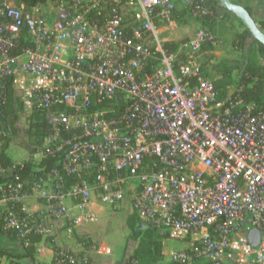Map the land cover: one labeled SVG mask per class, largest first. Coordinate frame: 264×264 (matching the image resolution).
Returning a JSON list of instances; mask_svg holds the SVG:
<instances>
[{"label":"built area","instance_id":"obj_1","mask_svg":"<svg viewBox=\"0 0 264 264\" xmlns=\"http://www.w3.org/2000/svg\"><path fill=\"white\" fill-rule=\"evenodd\" d=\"M175 10V0L0 3V98L11 78L54 160L32 182H0L6 231L29 243L56 221H89L93 201L118 211L129 195L143 225L182 245L169 262L264 264V89L245 102L244 84L219 89L205 76L203 47L221 44L207 28L168 50L158 29L176 25ZM52 264L93 262L59 249Z\"/></svg>","mask_w":264,"mask_h":264},{"label":"trees","instance_id":"obj_2","mask_svg":"<svg viewBox=\"0 0 264 264\" xmlns=\"http://www.w3.org/2000/svg\"><path fill=\"white\" fill-rule=\"evenodd\" d=\"M49 0H17V5H24L27 10L37 7L42 4H46ZM202 2V0H195ZM214 3H218V0H211ZM191 0H188V4ZM192 4V3H191ZM246 9L252 14V8L245 6ZM229 11L222 18H217L215 13L212 12L211 15H205L198 18V21L202 27L211 30L213 33L220 36L225 34L227 31L230 33L229 43L243 52H245L244 58V69L243 74L240 78L239 83L244 84L245 87L242 90V98L245 102H257L261 100L260 91L264 89V44L258 42L251 37L250 31L245 28L243 31H238L234 24L227 25ZM255 20V19H254ZM261 31L264 33V19L255 20ZM240 24H244L240 21ZM251 39L249 44V39ZM247 45L249 49L246 50ZM178 42H168L165 47L170 50H176ZM214 46L207 45L203 47V51L213 49ZM232 75L230 72L225 73L220 79L214 81L215 85L219 89H223L226 85L231 84ZM4 93L0 98V107L4 111L6 117L12 118L11 125L13 133L16 134L17 131L14 128V124L18 119V115L15 108V88L11 78L5 79L4 82ZM44 123L41 121V117L37 114L31 115V121L27 130V133L31 136L35 135L39 146L42 144V133ZM36 149H31V153H35ZM54 160L52 158L43 159L37 170H34L33 162L28 161L24 164H15L12 159L4 152L0 153V168H14V173L19 174L20 178L25 181L32 182L36 177L45 176L47 172L51 169ZM11 178V177H9ZM9 178H3L0 176V182H4ZM74 177H67V184L71 185L75 183ZM139 221L138 217L132 213L128 219V227L131 231L129 238L138 237L139 242L135 247L133 253L128 257L126 262L120 264H159L164 259L163 254V239L166 235L159 230L147 227H139L137 224ZM140 222V221H139ZM0 228L6 231L0 224ZM12 236L16 237L13 232H8ZM43 237L39 235H30L29 244L27 245V253L23 256H32L34 249L32 245L34 243L40 242ZM249 242L252 245H257L260 240V234L257 230L252 229L249 233ZM24 241V240H23ZM53 249L58 251L59 249L53 245ZM4 256L10 257L11 255L0 251V264L1 259ZM175 264V263H167Z\"/></svg>","mask_w":264,"mask_h":264},{"label":"rangeland","instance_id":"obj_3","mask_svg":"<svg viewBox=\"0 0 264 264\" xmlns=\"http://www.w3.org/2000/svg\"><path fill=\"white\" fill-rule=\"evenodd\" d=\"M233 1L236 2L238 0ZM194 2L196 1L191 0L188 4L186 0H175L176 10L174 18L176 25L167 28L161 26L158 29L160 38L165 39L166 43H180L190 39L197 33L199 26L196 22H199V17H195L193 14L192 4ZM203 5H205V3H203ZM205 6L207 7V4ZM209 11L212 12L211 8H209ZM228 19H232V23L238 31H243L245 29V26L240 24V20L233 13L229 12ZM200 28H202V25ZM220 37V45L201 52L200 62L206 77L215 81L220 79L225 73L230 72L232 75L231 84L236 87L243 74L244 58L246 54L229 43L228 40L231 37L229 31ZM251 39L252 38L249 39V44ZM248 49L249 45L246 47V50ZM25 124L23 119L18 126L20 132L11 138L12 142L15 143L14 145L17 147H23L20 142H23L25 147H32L34 145L39 146L36 136H31L27 133L28 127L26 128ZM129 200L130 196L128 195L124 206L118 211L111 210L97 201H93L87 206L85 212L89 216V221L77 225L76 228L73 227L74 225L71 226L73 228L72 235L83 245L84 249L81 253H101L100 250L111 252L115 249L119 251L124 249L122 263L126 262L139 242L138 237L128 239L131 233L128 227V219L132 214ZM137 224L139 227H143L141 222L138 221ZM168 241L171 247H163V253H169L171 249H179L182 246L178 241ZM167 263H170L169 254H164V259L159 264Z\"/></svg>","mask_w":264,"mask_h":264},{"label":"crops","instance_id":"obj_4","mask_svg":"<svg viewBox=\"0 0 264 264\" xmlns=\"http://www.w3.org/2000/svg\"><path fill=\"white\" fill-rule=\"evenodd\" d=\"M52 0H49L46 4L37 6L38 8H45L49 5ZM18 3L17 0H0V3ZM211 11L215 13L217 18H222L226 14V10L220 6V3H214L211 0H202ZM243 6H249L252 8L253 18L255 20L264 19V0H238ZM232 19L227 22L230 26ZM199 28L200 22H196ZM233 24V23H232ZM15 108L18 115V119L14 124L18 134L20 132L19 125L24 119L25 127H29L31 121V112L24 106L23 101L20 97L19 90L15 87ZM12 118L6 117L4 111L0 107V153H6L15 164H24L28 161L33 162L34 170H37L43 160V153L40 146L34 145L32 147L26 146L23 142L20 144L23 147L15 146L11 140L16 134L12 130ZM11 135V136H10ZM31 149H36L35 153H31ZM14 173V168H0V176L3 178H9ZM26 206L31 211H37L41 208L42 202L37 200L34 196L26 197L24 199ZM75 209H73L74 211ZM72 224L67 220H59L54 222L50 226V231L47 237H43L40 242L32 245L34 252L32 256H23L27 253V245L29 243L12 236L3 229L0 228V251L10 254L11 256H4L1 259V264H52L55 250L53 245L58 249H64L75 254H89L93 264H120L124 258V249L119 251L118 249L101 253H81L83 245L79 240L72 235L73 228ZM76 228V226H73ZM164 248L171 247L169 241H164ZM169 254V253H163Z\"/></svg>","mask_w":264,"mask_h":264},{"label":"water","instance_id":"obj_5","mask_svg":"<svg viewBox=\"0 0 264 264\" xmlns=\"http://www.w3.org/2000/svg\"><path fill=\"white\" fill-rule=\"evenodd\" d=\"M218 1L223 9L233 13L244 24L245 28L250 31L251 37L253 39L264 44V33L261 31L253 16L250 14V12L246 9L245 6L234 2L233 0Z\"/></svg>","mask_w":264,"mask_h":264}]
</instances>
